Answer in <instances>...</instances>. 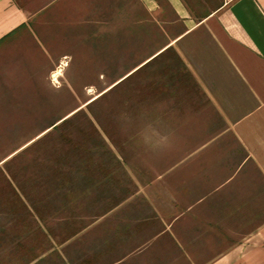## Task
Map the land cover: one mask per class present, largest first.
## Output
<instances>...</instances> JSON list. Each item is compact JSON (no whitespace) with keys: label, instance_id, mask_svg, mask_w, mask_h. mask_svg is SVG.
Returning a JSON list of instances; mask_svg holds the SVG:
<instances>
[{"label":"rangeland","instance_id":"rangeland-1","mask_svg":"<svg viewBox=\"0 0 264 264\" xmlns=\"http://www.w3.org/2000/svg\"><path fill=\"white\" fill-rule=\"evenodd\" d=\"M42 1V73L0 107V264H264V148L198 116L197 41L160 53L182 21Z\"/></svg>","mask_w":264,"mask_h":264},{"label":"crops","instance_id":"crops-1","mask_svg":"<svg viewBox=\"0 0 264 264\" xmlns=\"http://www.w3.org/2000/svg\"><path fill=\"white\" fill-rule=\"evenodd\" d=\"M28 1L0 0V107L11 92L26 91L20 86L28 81L27 67L30 83L35 82L37 63L42 73L41 46L35 39L34 43L27 44L32 38L27 26ZM136 2L142 5L149 20L182 21L174 33L177 38L160 53L175 43L186 48L187 42L197 41L198 77L194 78L193 91L198 100V116H238L229 124L230 130L241 127L248 133L246 141L257 139V143L246 142L245 147L264 148V0ZM28 56L33 60L27 61ZM180 67L182 70L187 66L180 64ZM191 88L188 87L190 91ZM255 162L261 163V160Z\"/></svg>","mask_w":264,"mask_h":264},{"label":"bare ground","instance_id":"bare-ground-1","mask_svg":"<svg viewBox=\"0 0 264 264\" xmlns=\"http://www.w3.org/2000/svg\"><path fill=\"white\" fill-rule=\"evenodd\" d=\"M60 70H58V72H59ZM57 71H56V73L54 74V77H55V75L58 73Z\"/></svg>","mask_w":264,"mask_h":264}]
</instances>
